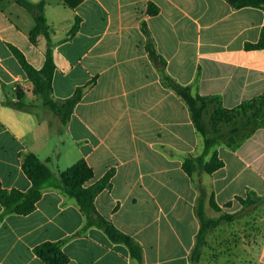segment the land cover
<instances>
[{
    "label": "crops",
    "instance_id": "obj_1",
    "mask_svg": "<svg viewBox=\"0 0 264 264\" xmlns=\"http://www.w3.org/2000/svg\"><path fill=\"white\" fill-rule=\"evenodd\" d=\"M18 1L0 0V187H31L22 168L26 152L50 159L55 176L84 158L93 170L87 185L114 168L95 208L142 246L143 261L101 228L83 229L86 218L75 201L47 188L30 214L3 215L0 204V264H46L34 248L65 239L67 264H189L199 192L183 156L200 152L202 142L185 102L163 85L142 24L168 75L233 109L264 96V49H245L260 39L264 10L233 9L225 0H25L43 3L56 63L54 99L84 87L63 126L7 45L43 66L45 39L31 42L35 17ZM77 21L75 35L63 40ZM7 99L33 107L15 109ZM218 154L224 166L203 181L220 207L230 202V210H239L236 197L249 189L264 195V127L231 148L220 145Z\"/></svg>",
    "mask_w": 264,
    "mask_h": 264
},
{
    "label": "trees",
    "instance_id": "obj_2",
    "mask_svg": "<svg viewBox=\"0 0 264 264\" xmlns=\"http://www.w3.org/2000/svg\"><path fill=\"white\" fill-rule=\"evenodd\" d=\"M233 9L245 7H256L264 10V0H225ZM18 3L32 12L35 17V26L29 33V39L35 43L37 36L45 39V61L40 69L35 68L27 60L25 55L14 45L7 43L10 51L18 60L20 66L27 74L28 80L33 85L35 95L55 114L61 125H66L76 104L81 100L84 87H78L73 95L65 100H55L53 97L52 80L56 67L52 50V41L49 37L45 18L43 16V3L33 4L25 0ZM149 14H154L155 10L149 9ZM147 36V50L149 56L159 62V71L162 83L167 88L174 91L187 105L192 122L197 134L201 137V150L198 153H189L183 156V169L193 179L194 185L199 192L195 214L199 220V230L195 237V244L189 256V264H199L202 260L204 249L208 244L211 233L222 224L230 225L238 221H244L248 226L250 219L255 220L264 211V195H258L253 190H247L244 197H236L240 204L239 210L228 213L224 212L213 196L209 195L208 187L203 181L205 175H211L216 170L224 166V162L219 158L218 147L222 144L231 148L247 137L256 128L264 127V96L247 101L236 108L227 109L215 105L218 101L216 97H203L194 94L191 85H182L173 79L165 71V61L156 53L153 40L145 23L142 24ZM78 30V21L69 31L63 40L71 39ZM246 50L264 49V27L260 39L256 43H246ZM6 106L15 109L32 108V104H26L20 100L4 101ZM208 121L205 115L209 109ZM223 125L231 126L228 130L223 129ZM50 159L41 160L33 152H26L22 158V168L31 182V187L27 191L17 189H3L0 187V204L3 206V215L13 213L17 215H27L36 208V203L41 198L42 193L47 188L57 190L63 196L75 201L79 209L86 218L83 229L89 226L101 228L114 243L124 244L128 247L131 257L139 263L143 261L142 246L130 235L118 229L111 220L103 217L95 208V198L103 190L111 187V178L115 172L112 168L96 182L87 185L93 178V170L84 158H80L73 165L60 171L55 176L48 163ZM209 207L217 212H221L218 218L207 216L206 202ZM231 206L227 203L225 208ZM65 240L55 242H44L34 248L37 257L46 264H67L68 257L63 251Z\"/></svg>",
    "mask_w": 264,
    "mask_h": 264
},
{
    "label": "rangeland",
    "instance_id": "obj_3",
    "mask_svg": "<svg viewBox=\"0 0 264 264\" xmlns=\"http://www.w3.org/2000/svg\"><path fill=\"white\" fill-rule=\"evenodd\" d=\"M228 130L231 126L223 125ZM224 212L233 213L229 208ZM221 212L208 207L207 216L218 218ZM216 228L208 239L202 260L199 264H264V211L255 220Z\"/></svg>",
    "mask_w": 264,
    "mask_h": 264
}]
</instances>
